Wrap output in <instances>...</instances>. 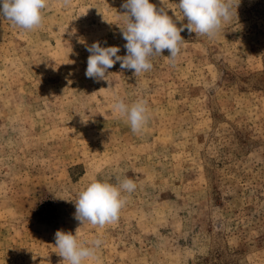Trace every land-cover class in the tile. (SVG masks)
I'll list each match as a JSON object with an SVG mask.
<instances>
[{"label":"rangeland","instance_id":"1","mask_svg":"<svg viewBox=\"0 0 264 264\" xmlns=\"http://www.w3.org/2000/svg\"><path fill=\"white\" fill-rule=\"evenodd\" d=\"M123 2L47 0L34 30L0 15V264H68L57 230L102 241L83 264H264V0L212 38L182 32L174 64L165 50L97 82L86 48L126 55ZM178 2L150 0L174 20ZM117 99L147 102L140 132ZM125 177L115 222L74 219L80 190Z\"/></svg>","mask_w":264,"mask_h":264},{"label":"clouds","instance_id":"2","mask_svg":"<svg viewBox=\"0 0 264 264\" xmlns=\"http://www.w3.org/2000/svg\"><path fill=\"white\" fill-rule=\"evenodd\" d=\"M67 3V0H65ZM241 0H179L176 7L179 15L173 11L175 20L168 14V8L157 7L150 0H124L121 7L125 26L120 27L122 38L126 41V55L121 56L119 46H102L99 41L86 48L90 53L87 58L85 76L97 82L107 80L108 70L118 62L122 70H129L136 77L152 69L150 58L167 50V58L173 64L180 54L185 30L195 35L214 37L222 24L231 19L240 6ZM164 4V0H161ZM47 7V0H0V15L11 21L14 26L24 30H34L42 26V10ZM186 19L187 23H183ZM177 23L180 26H177ZM106 43V42H105ZM115 113L126 118L131 131L138 133L149 119L147 102L138 99L126 104L117 99L113 104ZM136 189V183L125 177L117 184L101 180L89 183L76 194L72 201L75 207L74 219L81 225L90 223L103 227L119 218V213L126 205L127 197ZM55 247L58 255L68 264H83L85 260L96 258V249L102 241L94 239L90 242L79 241L76 234L57 230ZM62 261V262H63Z\"/></svg>","mask_w":264,"mask_h":264}]
</instances>
